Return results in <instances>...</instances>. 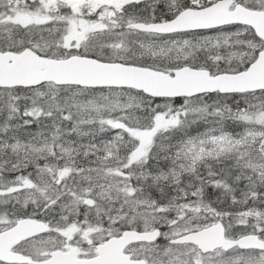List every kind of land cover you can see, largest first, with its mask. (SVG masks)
Segmentation results:
<instances>
[{
    "label": "snow or ice",
    "instance_id": "obj_1",
    "mask_svg": "<svg viewBox=\"0 0 264 264\" xmlns=\"http://www.w3.org/2000/svg\"><path fill=\"white\" fill-rule=\"evenodd\" d=\"M0 264H264V0H0Z\"/></svg>",
    "mask_w": 264,
    "mask_h": 264
}]
</instances>
